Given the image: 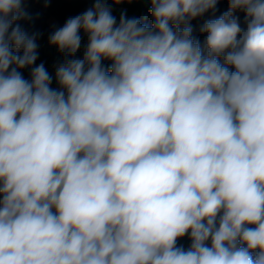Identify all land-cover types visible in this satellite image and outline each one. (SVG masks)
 I'll return each mask as SVG.
<instances>
[{"label":"clouds","instance_id":"clouds-1","mask_svg":"<svg viewBox=\"0 0 264 264\" xmlns=\"http://www.w3.org/2000/svg\"><path fill=\"white\" fill-rule=\"evenodd\" d=\"M25 2L0 0V264H264V0L203 47L218 0H149L150 27L95 0L49 36L59 89L19 71Z\"/></svg>","mask_w":264,"mask_h":264},{"label":"trees","instance_id":"trees-1","mask_svg":"<svg viewBox=\"0 0 264 264\" xmlns=\"http://www.w3.org/2000/svg\"><path fill=\"white\" fill-rule=\"evenodd\" d=\"M149 0H136L134 3V11L143 20L152 21L150 8L148 7ZM24 11L27 12V18L19 20L21 29L29 35L38 34L36 43L38 45V58L34 65L20 69L21 75L26 80H31V70L35 66L43 63L46 70L56 59L55 46L49 43V36L57 29L50 26L49 20L53 18L59 27H62L65 22L72 17L82 14L90 8L89 0H26L23 5ZM229 8L228 0H218L216 10L205 13L202 17L193 19L190 22L192 28V37L198 40L203 47L206 39V33L201 32V28L208 20H213L221 16ZM239 18L243 27L244 12L238 10L234 13ZM82 37V33H79ZM22 54V50L21 53ZM222 59V58H221ZM106 67H110L109 64ZM2 198V197H0ZM191 240L189 235H185L177 240V247H183L187 250L190 247ZM210 246V241L208 242Z\"/></svg>","mask_w":264,"mask_h":264},{"label":"rangeland","instance_id":"rangeland-1","mask_svg":"<svg viewBox=\"0 0 264 264\" xmlns=\"http://www.w3.org/2000/svg\"><path fill=\"white\" fill-rule=\"evenodd\" d=\"M89 1H90V8H92L95 0H89ZM134 3H136V0H132L131 3L124 2V3H119V4L113 3L112 0H107L108 7L111 9V13L115 17V19L117 21V25L119 24L120 17L123 14L128 19L135 17L136 19H139L143 24H147L150 27L153 22L143 20L138 14H136L134 11V6H133ZM148 7L151 9L150 2L148 4ZM49 24L54 29L60 28L58 26L57 22L53 18H51L49 20ZM81 33L83 35L81 37V48L77 51L76 58H82L83 57V53H84L85 47H86L87 42H88V35L83 30H81ZM55 51H56V59L50 65V67H49V69H47V71L49 72L50 76L52 77L51 87L53 89H59V85H58V83L56 81V77H55V66H57L58 64L63 62L64 55L58 51V48L56 46H55ZM102 63L105 66L108 64H109V66L111 65V61H108V60H104Z\"/></svg>","mask_w":264,"mask_h":264}]
</instances>
